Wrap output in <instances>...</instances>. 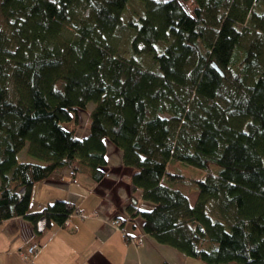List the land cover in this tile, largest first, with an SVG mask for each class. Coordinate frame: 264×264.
<instances>
[{"label":"trees","instance_id":"1","mask_svg":"<svg viewBox=\"0 0 264 264\" xmlns=\"http://www.w3.org/2000/svg\"><path fill=\"white\" fill-rule=\"evenodd\" d=\"M139 1L125 22L130 0H0V222L43 237L84 217L61 198L29 211L32 186L99 181L112 147L127 216L155 241L197 264H264V0Z\"/></svg>","mask_w":264,"mask_h":264},{"label":"crops","instance_id":"2","mask_svg":"<svg viewBox=\"0 0 264 264\" xmlns=\"http://www.w3.org/2000/svg\"><path fill=\"white\" fill-rule=\"evenodd\" d=\"M108 151L106 171L99 181L83 172L76 173L73 179L66 175L58 183L42 180L33 184L32 191L36 186L46 194L35 209L58 197L73 203L84 217L71 216L65 227L52 226L43 237L35 236L31 225L20 216L0 222V264L198 263L172 246L155 241L143 231L139 216L128 218L125 208L130 202L129 169L121 165L118 151L112 147ZM178 185L174 187L180 189ZM48 189L60 193L49 198ZM195 198L189 199L191 204ZM116 216L123 218V230L128 238L112 224ZM35 242H41V246L24 260L21 252Z\"/></svg>","mask_w":264,"mask_h":264},{"label":"rangeland","instance_id":"3","mask_svg":"<svg viewBox=\"0 0 264 264\" xmlns=\"http://www.w3.org/2000/svg\"><path fill=\"white\" fill-rule=\"evenodd\" d=\"M50 1H52V0H50ZM142 9H143V5H142L141 1H139V0H130L129 5L123 11L124 21L127 22V21L130 20V18H132L134 16H137V15H141L142 11H143ZM129 32H130L129 28L128 27H124L122 32H119V36L117 38V42H118L117 51L119 53H121L122 55H124V56H129L130 55L129 47H128V38H127ZM138 57H139L140 61L142 62V64H144V65H150L151 64V57H150L149 54L142 53V54L138 55ZM91 106H92V103H90L88 107L90 108ZM86 114L87 113H82L83 116H82V123H81V127H80L81 131H80V129H78V131L80 133L84 131L85 126H86V122H87ZM17 155L21 159L24 158V159H29V160H32V161H36L35 159L31 158L30 156H28L26 154V146L23 147L18 152ZM111 158H112V155H111ZM186 167L187 168L181 167L180 169H182V172L185 175H187V177H194V176H198L200 174L198 168H195V167H192V166H186ZM178 184H179L178 185L179 188L181 189V190L180 189L179 190L182 191V192H185L187 197H188V199H190L192 201L194 199V197L196 196L197 192L192 190L188 186V184H185V183H178ZM36 188L37 187L34 186V189L32 191V196H31L30 205H29V211L35 210V205L38 204V202L40 201V198H43L46 195L44 191L39 192ZM47 191H48L47 195H48L49 198H52L53 196H55V193H60V190L56 191V190H49L48 189ZM56 198H58V197H56ZM49 229H51V228L50 227H46V229L44 231L45 232L44 235L47 233V231ZM35 236H37V235L35 234ZM34 252L25 254L26 251H23V252H21V257L24 260L27 261V259L30 257V255H32V253H34Z\"/></svg>","mask_w":264,"mask_h":264},{"label":"built area","instance_id":"4","mask_svg":"<svg viewBox=\"0 0 264 264\" xmlns=\"http://www.w3.org/2000/svg\"><path fill=\"white\" fill-rule=\"evenodd\" d=\"M71 173H72V171H71ZM75 214L77 215V216H82V212L81 211H79V210H75ZM121 218L120 217H114L112 220H111V222H112V224L114 225V226H116V227H120V224H121ZM120 229V228H119ZM38 249V245L36 244V243H33L32 245H30L28 248H27V250H26V253L25 254H27V253H31V252H34V251H36ZM24 254V255H25Z\"/></svg>","mask_w":264,"mask_h":264},{"label":"water","instance_id":"5","mask_svg":"<svg viewBox=\"0 0 264 264\" xmlns=\"http://www.w3.org/2000/svg\"><path fill=\"white\" fill-rule=\"evenodd\" d=\"M214 67L218 69L215 64H214ZM44 227H45V218L40 217L36 222V229L38 232H41L44 229Z\"/></svg>","mask_w":264,"mask_h":264}]
</instances>
